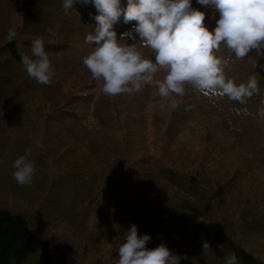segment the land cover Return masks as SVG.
<instances>
[{"label": "trees", "instance_id": "1", "mask_svg": "<svg viewBox=\"0 0 264 264\" xmlns=\"http://www.w3.org/2000/svg\"><path fill=\"white\" fill-rule=\"evenodd\" d=\"M126 3L121 0V7ZM192 6L205 11L195 0ZM95 14L91 4L80 0L67 14L61 0H10L5 10L0 7V184L22 188L37 200L32 209L0 203V264H79L43 226L42 216L53 208L72 216L81 212L77 227L92 218L103 224L117 219L120 245L130 227L125 225L135 223L139 233L150 234L147 247L164 243L170 249L169 242L181 238L173 239L165 227L180 234L188 222L197 221L203 225L199 239L227 250L228 255L219 256L221 262L234 253L238 264H264L234 243L221 209L223 197L236 196L239 202L247 200L249 210L263 212L258 209L264 204V117L259 115L264 108V69H251L258 90L242 103L187 87L185 96L177 98L173 118L182 124L202 119L216 143L200 168L189 173L153 158L132 159L126 143L132 117L125 114L134 110L133 96H108L92 76L81 85L75 79L72 89L66 86L71 74L86 68L82 58L93 45L85 44L84 36L93 30ZM207 15L205 11V20ZM12 28L17 35L10 42L7 33ZM37 37L43 39L54 69L48 85L30 79L20 59L30 54ZM125 97L131 98L122 102L126 109L118 104ZM135 123L144 124L143 116ZM27 148L35 172L30 184L20 185L12 177V163ZM36 182L43 185L35 187ZM183 185L198 193L194 201L179 199L177 188ZM126 204L132 210H124ZM125 211L132 217L121 213ZM120 245L113 244L116 250ZM183 251H173L180 264H212L203 255L190 257V250Z\"/></svg>", "mask_w": 264, "mask_h": 264}, {"label": "clouds", "instance_id": "2", "mask_svg": "<svg viewBox=\"0 0 264 264\" xmlns=\"http://www.w3.org/2000/svg\"><path fill=\"white\" fill-rule=\"evenodd\" d=\"M77 0H61L65 14ZM96 9L95 26L84 36V43L93 45L82 58L91 76L102 81L101 91L108 96L139 91L145 85H155L159 97L175 108L185 93V85L201 94L215 93L230 100L243 102L258 90L256 76L236 83L227 78L223 67L227 57L217 55L221 46L236 59L247 57L253 69H264L250 53L264 55V0H195L211 10L215 27L205 24V11L192 6V0H80ZM135 21L132 27L117 35L114 24ZM48 31H52L48 29ZM9 29L7 39L16 38ZM131 40L132 43L128 41ZM137 43L151 50L153 59L138 51ZM21 63L28 77L37 84L48 85L54 77L44 41L37 37L30 43V54H21ZM163 70L162 79L155 75ZM259 115L264 117V108ZM31 148L25 149L12 163V177L17 184H30L34 164L29 159ZM151 236L139 233L133 223L124 233L117 249V264H180V258L166 244L147 247ZM202 242V249L209 247ZM222 248V244L218 245ZM225 264H238L234 253Z\"/></svg>", "mask_w": 264, "mask_h": 264}, {"label": "rangeland", "instance_id": "3", "mask_svg": "<svg viewBox=\"0 0 264 264\" xmlns=\"http://www.w3.org/2000/svg\"><path fill=\"white\" fill-rule=\"evenodd\" d=\"M9 2L5 3L4 0H0V7L5 10ZM205 11H207L208 14L205 24L208 26L209 30H211L215 27V19L218 18V14L213 17L211 10L205 8ZM122 21L123 17L121 16L113 26L118 36L135 24V21H131L128 24H124ZM128 42L132 43L131 40ZM136 46L143 57L153 59V55L149 48L143 47L139 43H137ZM217 55L229 58L228 63L223 67L224 74L227 78H231L236 83H239L246 81L251 75L253 68L248 62L247 57L236 59L234 55L223 46L220 47ZM250 55L253 58L255 57V59L260 58L264 60V55L256 56L255 52L250 53ZM79 62L81 61H77L76 63ZM76 70L77 69H75V71ZM87 71L88 69L85 68L82 71H78L79 75L71 74L67 80V88L72 89L74 87L75 79L79 85L89 82L91 73L88 72L85 74ZM164 75L165 72L160 70L155 75V79H162ZM102 83V81H99L100 89ZM77 87L75 89H77ZM186 87L191 88L189 85H185V88ZM124 95L133 96L135 100L131 102V98L129 97L123 98L126 100L118 99V104L124 107V109H126L124 104L127 101L131 102L134 108L131 113L126 112L125 114V116L130 115L132 117L128 124L129 128L126 134L128 137L126 138L128 154L132 159L153 158L166 167L189 173L200 168L201 165L207 162V151L212 150L214 146H216V143L210 136L211 132L203 126L204 122L201 121L202 119H198L191 124H182L176 121L172 114L173 108L168 106L166 100L159 97L154 84L145 85L139 91L124 93ZM184 96L185 95H183V97ZM117 97L121 98V96L118 95L116 98ZM188 100L197 99L189 97ZM122 102H124V104ZM140 116H143L145 121L144 124L135 123L137 117ZM133 122L134 124H132ZM168 130L170 131L169 133H167ZM227 141L230 143L231 136L230 139L227 138ZM209 158L215 160L213 155L212 157L209 156ZM237 168L242 170L240 166H237ZM232 170L233 169H231V171ZM42 185L43 183L40 182L34 183L35 187H41ZM14 188L15 187L10 185L0 184L1 204H12L30 209L35 208L37 200L33 199L31 192H27L22 188ZM177 193L179 199L186 201H194L195 198L198 197L197 192L189 186L184 185L177 188ZM237 198L236 196H225L221 199L223 219L227 222L228 229L232 235L231 238L236 245L246 249L244 250L246 253L264 261V204L258 209L263 210V212L257 214L255 213L257 209L249 210V206L246 204L247 200L239 202ZM207 203L213 206L211 201H207ZM131 207L132 205L129 206V204H126L123 209L132 210ZM113 212H115V214L118 213L117 211ZM121 213L124 215L125 213L133 214L128 211ZM78 214L72 216L70 212H60L53 208L46 211L41 221L43 226L50 230V234L53 233L55 235L59 244L68 249L66 251L70 253L73 260L75 259V262L78 260L79 264H117L118 253L113 244L120 245L119 239H117L118 232H116L121 227L120 222L114 219L112 220V224H106V222L103 224L100 220L92 218L88 220V222L86 221L87 223L84 222L82 227H77L81 219V212H78ZM136 216L142 218L140 215ZM126 217L131 218L132 215ZM214 218L218 219V215H215ZM187 224L186 230L184 228L182 230L183 233L180 234L172 232L171 227L164 226L166 229L164 232L168 231L173 239H175V237L181 238L178 239L176 243L169 242L171 245L170 249L180 255H183L185 252L183 250H190V257L203 255L207 257L208 261H211L212 264H223L222 262H225V260L221 262L219 256L223 257V253L228 255L225 247L222 246L220 249L217 244H214L203 250L201 247L202 244L196 241L197 239L203 242L202 239L198 238L203 225L197 221L192 223L188 222ZM130 225L131 224L125 226Z\"/></svg>", "mask_w": 264, "mask_h": 264}]
</instances>
